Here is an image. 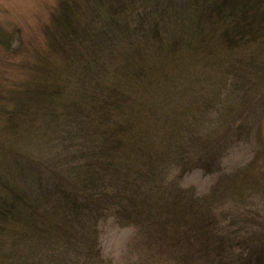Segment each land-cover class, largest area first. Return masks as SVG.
<instances>
[{
    "label": "trees",
    "instance_id": "16d2710c",
    "mask_svg": "<svg viewBox=\"0 0 264 264\" xmlns=\"http://www.w3.org/2000/svg\"><path fill=\"white\" fill-rule=\"evenodd\" d=\"M96 1L92 12L73 1L71 8L61 7L48 38L51 53L65 66L60 72L35 67L29 81L33 88L26 96L53 113L55 127L60 111L69 128L75 124L81 130L64 132L65 146L50 162L13 171L0 167V264H101L92 256L97 247L90 240L96 234L93 223L111 218L137 223L153 241L186 229L183 242L191 238L199 247L190 246L191 253L177 257L176 264L197 255L199 264H258L264 239L232 242L228 231L209 226L205 211L185 226L181 214H194L183 201L164 202L159 179L169 162L176 157L182 177L201 167L203 155L196 154L195 161L188 156L183 141L192 137L188 130L175 142L174 129L153 133L160 126L154 117L164 111L161 106H152L151 118L142 109L147 89L173 79L169 71L188 62H211L217 48L226 54L245 51L247 43L263 45L264 1L184 0L187 4L177 3L184 14L173 0H141L140 8L126 0ZM135 16L140 20L132 30ZM149 59L155 64L149 65ZM256 62L250 56L243 64L250 70ZM51 80L61 84L51 85ZM52 243L54 250L44 255L41 249ZM76 248L84 252L82 261Z\"/></svg>",
    "mask_w": 264,
    "mask_h": 264
},
{
    "label": "rangeland",
    "instance_id": "374dc122",
    "mask_svg": "<svg viewBox=\"0 0 264 264\" xmlns=\"http://www.w3.org/2000/svg\"><path fill=\"white\" fill-rule=\"evenodd\" d=\"M72 1L79 4L80 10H86V5L90 12L98 7L96 0L86 3L83 0H0L2 170L10 167L13 171L26 164L52 160L65 146L64 132L81 130H75V124L69 128L68 120L60 111L56 112L58 125L55 127L51 120L53 113L49 114L43 105L38 108L33 99L26 96L33 88V85L28 87L29 81L34 79L35 67L42 70L49 66L60 72L65 66L51 53L48 32L61 7L71 8ZM126 1L135 2L137 8L142 4L141 0ZM173 2L179 14H184L183 7L177 3L185 1ZM136 18L130 24L132 30L140 20ZM180 19L183 23L185 17ZM214 42L216 44L217 40ZM249 44L243 52L224 54V48H217L215 62H188L174 72L169 71L173 79L163 78L165 82L160 80L157 86L147 89L146 106L142 109L151 118L154 115L150 110L152 106H161L164 111L154 117L160 118V126L153 133L174 129L175 142L183 129L188 130L192 137L183 138L184 147L189 148L188 156L195 161L203 155L201 167L182 177L176 157L169 162L170 166L159 179L164 202L167 199L173 204L183 201L194 214L192 217L181 214L183 224L188 222L185 226H192L195 213H207L209 226L228 231L226 237L232 242L239 237L243 241L251 237L256 241L264 239V44ZM250 56L256 57L257 65L247 70L243 61ZM149 61V65L155 64ZM54 83L61 84L60 80H51L50 84ZM11 114L16 118L9 121ZM93 226L96 234L90 240H94L97 247L93 254L90 249L85 253L92 254L93 260L101 264H176L177 257L191 253L188 252L190 246L199 247L191 238L186 244L183 242L187 232L183 227L173 230L174 234L166 240L155 242L137 223L121 224L111 218L93 223ZM52 246L53 243L41 249L42 253L54 250ZM74 253L80 261L84 259L81 248H76ZM197 256L187 264H199L194 262ZM148 258L151 261H147ZM50 264L58 262L53 260ZM258 264H264V257Z\"/></svg>",
    "mask_w": 264,
    "mask_h": 264
}]
</instances>
